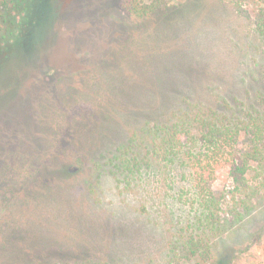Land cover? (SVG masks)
Instances as JSON below:
<instances>
[{
  "label": "rangeland",
  "instance_id": "374dc122",
  "mask_svg": "<svg viewBox=\"0 0 264 264\" xmlns=\"http://www.w3.org/2000/svg\"><path fill=\"white\" fill-rule=\"evenodd\" d=\"M8 6L0 48L24 14ZM36 8L22 52L0 53V264L163 263L193 201L184 180L122 194L106 164L191 105L264 109V0ZM228 170L217 166L212 188L230 226L208 264H264V173L247 176L244 210Z\"/></svg>",
  "mask_w": 264,
  "mask_h": 264
},
{
  "label": "trees",
  "instance_id": "16d2710c",
  "mask_svg": "<svg viewBox=\"0 0 264 264\" xmlns=\"http://www.w3.org/2000/svg\"><path fill=\"white\" fill-rule=\"evenodd\" d=\"M38 2L0 0V30L5 17L12 18L6 14L8 5L13 11H24L18 21L13 20L14 29L0 48V53L7 55L5 59L15 55L14 51L22 52ZM110 158L106 165L122 194L133 193L145 183L160 184L159 179H164L163 185H172L173 190L175 181H167L179 175L184 180L183 189L193 199L172 236L164 262L159 264H208L211 260L217 263L214 241L230 225L219 216L223 198L212 188L214 173L220 163L227 165L232 198L237 199L235 206L246 210V198L256 191L246 182L247 176L264 173V109L227 107L220 111L191 105L140 135L134 133ZM260 187L264 188V182H259L257 189ZM232 211L236 217L241 216L237 208Z\"/></svg>",
  "mask_w": 264,
  "mask_h": 264
}]
</instances>
